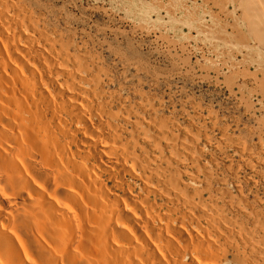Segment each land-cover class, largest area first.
<instances>
[{
    "label": "bare ground",
    "instance_id": "bare-ground-1",
    "mask_svg": "<svg viewBox=\"0 0 264 264\" xmlns=\"http://www.w3.org/2000/svg\"><path fill=\"white\" fill-rule=\"evenodd\" d=\"M21 2L0 0V264H264V216L203 161L206 136L114 112L97 61Z\"/></svg>",
    "mask_w": 264,
    "mask_h": 264
},
{
    "label": "rangeland",
    "instance_id": "rangeland-1",
    "mask_svg": "<svg viewBox=\"0 0 264 264\" xmlns=\"http://www.w3.org/2000/svg\"><path fill=\"white\" fill-rule=\"evenodd\" d=\"M20 1L70 55H93L103 90L119 98L114 112L127 106L145 120L204 134L203 161L214 158L223 187L237 197L238 184L264 216V0ZM218 128L253 152L254 169L221 143Z\"/></svg>",
    "mask_w": 264,
    "mask_h": 264
}]
</instances>
